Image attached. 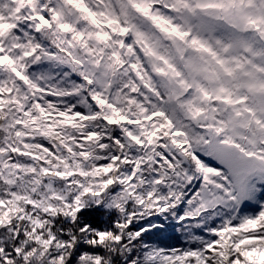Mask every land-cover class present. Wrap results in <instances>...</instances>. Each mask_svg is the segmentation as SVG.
Instances as JSON below:
<instances>
[{
    "label": "snow or ice",
    "instance_id": "obj_1",
    "mask_svg": "<svg viewBox=\"0 0 264 264\" xmlns=\"http://www.w3.org/2000/svg\"><path fill=\"white\" fill-rule=\"evenodd\" d=\"M0 264H264V0H0Z\"/></svg>",
    "mask_w": 264,
    "mask_h": 264
}]
</instances>
